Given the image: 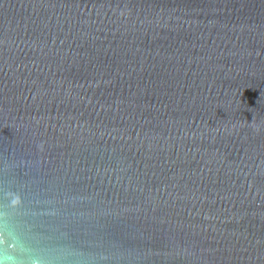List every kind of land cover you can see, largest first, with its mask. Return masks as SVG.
Masks as SVG:
<instances>
[{"label":"water","instance_id":"95a60500","mask_svg":"<svg viewBox=\"0 0 264 264\" xmlns=\"http://www.w3.org/2000/svg\"><path fill=\"white\" fill-rule=\"evenodd\" d=\"M0 264H264V0H0Z\"/></svg>","mask_w":264,"mask_h":264}]
</instances>
